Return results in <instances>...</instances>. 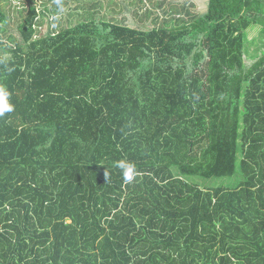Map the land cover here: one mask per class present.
<instances>
[{
	"label": "trees",
	"instance_id": "16d2710c",
	"mask_svg": "<svg viewBox=\"0 0 264 264\" xmlns=\"http://www.w3.org/2000/svg\"><path fill=\"white\" fill-rule=\"evenodd\" d=\"M31 4L0 6V264H264V0L43 36Z\"/></svg>",
	"mask_w": 264,
	"mask_h": 264
},
{
	"label": "rangeland",
	"instance_id": "374dc122",
	"mask_svg": "<svg viewBox=\"0 0 264 264\" xmlns=\"http://www.w3.org/2000/svg\"><path fill=\"white\" fill-rule=\"evenodd\" d=\"M31 1H34L38 12L41 13V19L39 27V35L43 36L49 31L63 30L71 27L72 18L77 15H81L85 12V7H90L94 3L97 4L98 10L102 9L103 13H106V17L109 20L113 18L118 19L121 23L129 25L132 27L136 26H147V28L153 27V19L155 16L160 17L158 25H160L163 20L168 19L172 16V8L176 7L182 11L180 13L181 18L188 19V14H204L207 12L209 0H114L116 2V8L112 7L113 4L111 0H0V6H2L6 11L11 12L16 18H21L26 15L25 8H29L32 4ZM68 3V4H67ZM102 4V5H101ZM108 4L111 6V11L108 13ZM101 5V6H100ZM104 5V6H103ZM25 9V10H24ZM116 11H119L116 13ZM165 11L170 12V14H164ZM147 12H152L153 17L147 18L144 21L141 20L142 17H145ZM105 15V14H104ZM11 34L16 33V21L8 25L7 28ZM250 52L261 57L262 52L264 51V46L260 41V34L257 29L249 32ZM7 42V41H6ZM8 43V42H7ZM256 60L246 59V65L250 68L251 65ZM205 186H232L234 187L237 183L235 179H214V180H203L200 181Z\"/></svg>",
	"mask_w": 264,
	"mask_h": 264
},
{
	"label": "clouds",
	"instance_id": "9594fccd",
	"mask_svg": "<svg viewBox=\"0 0 264 264\" xmlns=\"http://www.w3.org/2000/svg\"><path fill=\"white\" fill-rule=\"evenodd\" d=\"M6 111H12V108L11 106L6 105L5 97L3 93H0V115ZM115 166L121 169L123 179L126 183H131L135 179L136 175H138L135 165L129 161H117Z\"/></svg>",
	"mask_w": 264,
	"mask_h": 264
}]
</instances>
